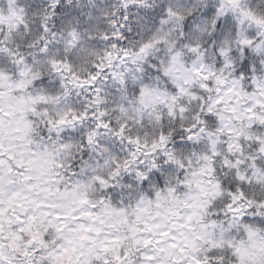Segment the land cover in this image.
<instances>
[{
    "label": "snow or ice",
    "instance_id": "1",
    "mask_svg": "<svg viewBox=\"0 0 264 264\" xmlns=\"http://www.w3.org/2000/svg\"><path fill=\"white\" fill-rule=\"evenodd\" d=\"M109 79L142 118L187 117L197 151L132 167L168 127L145 141L72 100ZM262 186L264 0L0 7V264H264Z\"/></svg>",
    "mask_w": 264,
    "mask_h": 264
},
{
    "label": "clouds",
    "instance_id": "2",
    "mask_svg": "<svg viewBox=\"0 0 264 264\" xmlns=\"http://www.w3.org/2000/svg\"><path fill=\"white\" fill-rule=\"evenodd\" d=\"M66 2H71V0H66ZM104 0H101L103 3ZM115 2V0H113ZM6 6V0H0V7ZM33 67L37 72H40L41 75L48 74L47 61L35 59ZM75 70L81 75L86 76L88 72L93 71V66L89 63L78 62L75 66ZM147 71V68H145ZM110 75L109 73H106ZM53 78L54 77H50ZM96 87L101 89L100 95L103 97V101L100 104L94 103L96 99V94L94 90L79 88L73 89L72 100L76 101L77 106L83 105L84 109L89 112H94L99 110L105 114L107 120H109L113 126L118 125L123 122L127 125V131L132 135H139L142 140L151 141V139L156 138L162 127H168V142L166 146L162 147L160 151L154 153L153 155L143 156L140 153H137V159L132 162V167H137L138 165H143L145 168H149L152 160H160V157L164 155L165 152H170L174 155L176 160L189 159L191 153H195L197 150L190 148L185 151L182 148L177 147L178 144L182 142V138L179 135L182 127H186L185 121L187 117H184L180 123H177L175 119L168 121L166 117L162 121L157 122L155 120H150L147 116L141 117L138 106L132 100L131 91L124 94V98L121 96V90L119 86L113 83L110 79L107 81L101 80L97 82ZM131 89V85H129ZM125 99L128 100L125 103ZM56 104H51L49 106L50 111H55L57 109ZM123 107L124 111L121 112L120 108ZM163 111V109H161ZM93 126L92 121L86 122L83 127L85 129V134L91 130ZM218 143H223L217 137ZM115 147L117 151H120L121 145L116 142ZM124 151L128 152L131 149L128 148L127 144L124 146ZM219 151V148H217ZM197 163L199 161L197 160ZM256 195H264V186L260 189L255 190Z\"/></svg>",
    "mask_w": 264,
    "mask_h": 264
}]
</instances>
